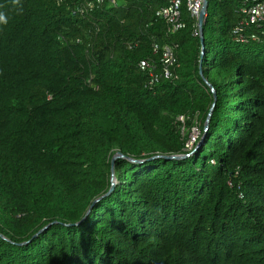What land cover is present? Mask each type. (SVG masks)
I'll use <instances>...</instances> for the list:
<instances>
[{
  "label": "trees",
  "instance_id": "1",
  "mask_svg": "<svg viewBox=\"0 0 264 264\" xmlns=\"http://www.w3.org/2000/svg\"><path fill=\"white\" fill-rule=\"evenodd\" d=\"M113 1L0 0V264H264V23L206 0L202 54L184 2Z\"/></svg>",
  "mask_w": 264,
  "mask_h": 264
},
{
  "label": "built area",
  "instance_id": "2",
  "mask_svg": "<svg viewBox=\"0 0 264 264\" xmlns=\"http://www.w3.org/2000/svg\"><path fill=\"white\" fill-rule=\"evenodd\" d=\"M104 1L105 0H96V2L100 5H102ZM204 1L205 0H165V5L157 11L156 16L166 23L168 32L175 33L182 30L186 27V23L183 20L181 12V7L184 2L186 6V13L193 21L192 34L193 36L199 37L198 20L203 10ZM113 2L114 1L111 0V3ZM244 2L248 4L246 7L241 9V12L245 15V19H243L233 30L235 40L237 42H245L249 38L253 41H259L260 37L258 34L250 33L247 37L244 35L243 30L251 25L257 29L263 25L264 0H244ZM93 6L94 2L87 1L86 7L89 8V10L93 8ZM77 10L81 13L83 12L82 8H78ZM205 16L206 15H204L203 18H205ZM261 35H264V32H262ZM157 49L158 46L154 45L155 52ZM178 66L179 64L175 55V47L169 45H165L160 51L158 65L153 60H143L138 64L141 71H148L149 79L147 85L150 87L157 84L160 79H178L176 72ZM177 120L181 122L182 126L180 128L183 133L185 129V119L184 117H179ZM198 126V122L194 120L193 125L188 130L184 144V150L186 152L193 148L200 135Z\"/></svg>",
  "mask_w": 264,
  "mask_h": 264
},
{
  "label": "water",
  "instance_id": "3",
  "mask_svg": "<svg viewBox=\"0 0 264 264\" xmlns=\"http://www.w3.org/2000/svg\"><path fill=\"white\" fill-rule=\"evenodd\" d=\"M206 11H207V1L205 0L204 1V5H203V10H202L200 18L198 20L199 41H200V44H201V52H202V54H203V49H204V45H203V25L205 23V18H203V17H204V15H206ZM208 86L210 87V85H208ZM215 98H216V96L214 94V101H215ZM214 104H215V102L212 104L210 112L208 113L207 118L205 120V123H204V126H203L202 138H204V136L206 134V131L208 129V124H209V121H210V118H211V114H212V111H213V108H214ZM201 144H203L202 140L200 142V145ZM119 158H122V155L120 153H117V154L114 155V157L111 160V188H110V191H109L108 195L113 191V188H114V185H115V179H114V175H113L114 174V162H115L116 159H119ZM165 159H169L170 160V159H178V158H165Z\"/></svg>",
  "mask_w": 264,
  "mask_h": 264
},
{
  "label": "rangeland",
  "instance_id": "4",
  "mask_svg": "<svg viewBox=\"0 0 264 264\" xmlns=\"http://www.w3.org/2000/svg\"><path fill=\"white\" fill-rule=\"evenodd\" d=\"M194 122V121H193ZM182 133V132H181ZM187 133H188V130H187V128H185L184 129V132L182 133L183 135H187Z\"/></svg>",
  "mask_w": 264,
  "mask_h": 264
},
{
  "label": "clouds",
  "instance_id": "5",
  "mask_svg": "<svg viewBox=\"0 0 264 264\" xmlns=\"http://www.w3.org/2000/svg\"><path fill=\"white\" fill-rule=\"evenodd\" d=\"M5 19L4 15L0 14V21H3Z\"/></svg>",
  "mask_w": 264,
  "mask_h": 264
}]
</instances>
